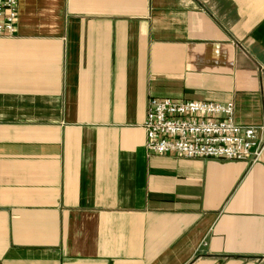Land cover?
Instances as JSON below:
<instances>
[{
	"label": "crops",
	"instance_id": "crops-1",
	"mask_svg": "<svg viewBox=\"0 0 264 264\" xmlns=\"http://www.w3.org/2000/svg\"><path fill=\"white\" fill-rule=\"evenodd\" d=\"M264 139V0H18L0 37V264H264L254 165L150 156V99Z\"/></svg>",
	"mask_w": 264,
	"mask_h": 264
},
{
	"label": "built area",
	"instance_id": "built-area-1",
	"mask_svg": "<svg viewBox=\"0 0 264 264\" xmlns=\"http://www.w3.org/2000/svg\"><path fill=\"white\" fill-rule=\"evenodd\" d=\"M18 0H0V37L17 31ZM146 150L150 156H175L258 163L264 154L261 129L236 121L234 103L149 101Z\"/></svg>",
	"mask_w": 264,
	"mask_h": 264
}]
</instances>
